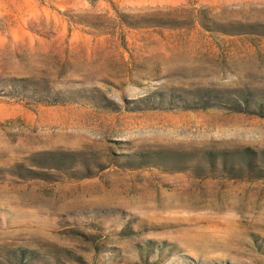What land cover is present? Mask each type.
Masks as SVG:
<instances>
[{
	"label": "rangeland",
	"instance_id": "obj_1",
	"mask_svg": "<svg viewBox=\"0 0 264 264\" xmlns=\"http://www.w3.org/2000/svg\"><path fill=\"white\" fill-rule=\"evenodd\" d=\"M240 24L264 0H0V264H264Z\"/></svg>",
	"mask_w": 264,
	"mask_h": 264
},
{
	"label": "trees",
	"instance_id": "obj_2",
	"mask_svg": "<svg viewBox=\"0 0 264 264\" xmlns=\"http://www.w3.org/2000/svg\"><path fill=\"white\" fill-rule=\"evenodd\" d=\"M257 28H260L262 31H257ZM217 32H220L222 34H226V35H243V34H258V35H262L264 36V27H255L253 25H221L220 29H218ZM25 98V97H23ZM26 100V99H25ZM56 102H65V101H56ZM234 104H237V102H234ZM238 108L234 109L235 112H239V113H249L252 111H248V110H242V107L239 105V103L236 105ZM195 108H199V107H195ZM255 111H253L254 113ZM259 116L264 117V104H262L260 106L259 109ZM229 153H220L219 156L222 157H226L228 156Z\"/></svg>",
	"mask_w": 264,
	"mask_h": 264
}]
</instances>
